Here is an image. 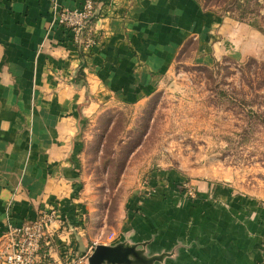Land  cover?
I'll return each mask as SVG.
<instances>
[{"label": "crops", "instance_id": "crops-1", "mask_svg": "<svg viewBox=\"0 0 264 264\" xmlns=\"http://www.w3.org/2000/svg\"><path fill=\"white\" fill-rule=\"evenodd\" d=\"M83 1L0 0V235L8 222L53 209L38 264H88L94 249L88 212L75 197L84 122L114 91L141 96L185 41L212 27L193 0H93L98 42L83 57L51 24L55 2ZM252 204L194 212L156 201L128 212L120 235L99 243L132 247L144 261L130 264H264V212Z\"/></svg>", "mask_w": 264, "mask_h": 264}, {"label": "rangeland", "instance_id": "rangeland-1", "mask_svg": "<svg viewBox=\"0 0 264 264\" xmlns=\"http://www.w3.org/2000/svg\"><path fill=\"white\" fill-rule=\"evenodd\" d=\"M244 3L239 19L204 10L208 35L185 41L141 96L114 91L84 122L75 197L88 212L89 250L156 201L194 212L253 202L264 212V125L254 116L264 112V31L250 24L264 30V0Z\"/></svg>", "mask_w": 264, "mask_h": 264}, {"label": "built area", "instance_id": "built-area-1", "mask_svg": "<svg viewBox=\"0 0 264 264\" xmlns=\"http://www.w3.org/2000/svg\"><path fill=\"white\" fill-rule=\"evenodd\" d=\"M96 12L93 0H84L76 8L57 2L52 6L51 24L68 33L70 43L83 57L88 56L98 42L93 19ZM55 218L56 212L50 209L19 224L8 222L0 235V264H38L40 250L48 241L49 228Z\"/></svg>", "mask_w": 264, "mask_h": 264}, {"label": "water", "instance_id": "water-1", "mask_svg": "<svg viewBox=\"0 0 264 264\" xmlns=\"http://www.w3.org/2000/svg\"><path fill=\"white\" fill-rule=\"evenodd\" d=\"M133 258L144 261L130 246L97 244L87 258L88 264H130Z\"/></svg>", "mask_w": 264, "mask_h": 264}, {"label": "trees", "instance_id": "trees-1", "mask_svg": "<svg viewBox=\"0 0 264 264\" xmlns=\"http://www.w3.org/2000/svg\"><path fill=\"white\" fill-rule=\"evenodd\" d=\"M194 2H196L198 4V6L200 7L201 10H211V11H215L217 10H224V11H239V15L240 17H236L237 19L242 18V16L244 15V13H247V5H245L244 2H247L248 0H193ZM95 6V3H94ZM217 7V8H216ZM97 16H94L93 19H95ZM252 26L258 28L260 31H264L262 30L260 27L257 26V24L254 22L250 23ZM257 63L256 60L254 58H250L249 59V63ZM264 81V77H262V80ZM264 86V84H262L260 87ZM255 88V87H254ZM264 88V87H262ZM261 89V88H260ZM253 91H255V96H261V94H256V89ZM264 96V95H262ZM254 116L256 118V123H260L262 125H264V112H255Z\"/></svg>", "mask_w": 264, "mask_h": 264}]
</instances>
